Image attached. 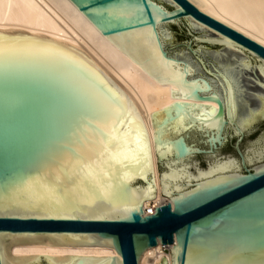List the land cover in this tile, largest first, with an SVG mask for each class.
I'll return each mask as SVG.
<instances>
[{
  "label": "water",
  "instance_id": "95a60500",
  "mask_svg": "<svg viewBox=\"0 0 264 264\" xmlns=\"http://www.w3.org/2000/svg\"><path fill=\"white\" fill-rule=\"evenodd\" d=\"M176 101L151 143L127 92L64 40L0 30V264H264V46L190 0H71ZM114 15L103 19L104 10ZM16 245L105 246L118 256L16 257ZM166 257L157 264H168Z\"/></svg>",
  "mask_w": 264,
  "mask_h": 264
},
{
  "label": "bare ground",
  "instance_id": "6f19581e",
  "mask_svg": "<svg viewBox=\"0 0 264 264\" xmlns=\"http://www.w3.org/2000/svg\"><path fill=\"white\" fill-rule=\"evenodd\" d=\"M201 11L243 33L264 46V0H190ZM0 30H21L44 34L71 43L88 53L133 99L146 123L152 152L156 197L145 200V215L156 214L160 206L174 202L162 192L152 113L176 101L207 104L209 109L198 111V119L209 121L217 116L215 101L172 98V85L159 84L116 44L104 35L71 0H0ZM159 244L148 249L142 264H157L166 257L176 264V251L164 250ZM169 249L174 246H169ZM16 257L44 255L118 256L112 247L16 245Z\"/></svg>",
  "mask_w": 264,
  "mask_h": 264
},
{
  "label": "snow or ice",
  "instance_id": "6c2138e0",
  "mask_svg": "<svg viewBox=\"0 0 264 264\" xmlns=\"http://www.w3.org/2000/svg\"><path fill=\"white\" fill-rule=\"evenodd\" d=\"M99 15L103 18V19H108L109 17H112L114 14L112 12H109L108 10H104V11H101L99 13Z\"/></svg>",
  "mask_w": 264,
  "mask_h": 264
},
{
  "label": "built area",
  "instance_id": "2783aa9c",
  "mask_svg": "<svg viewBox=\"0 0 264 264\" xmlns=\"http://www.w3.org/2000/svg\"><path fill=\"white\" fill-rule=\"evenodd\" d=\"M169 246H171V245H169ZM163 248H164V250H166V251H170V249H169L170 247H168V245H164Z\"/></svg>",
  "mask_w": 264,
  "mask_h": 264
}]
</instances>
